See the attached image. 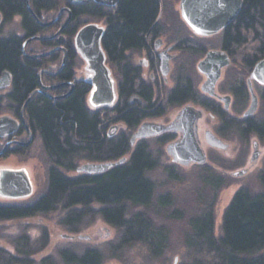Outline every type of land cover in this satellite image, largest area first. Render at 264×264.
I'll return each mask as SVG.
<instances>
[{"label":"trees","instance_id":"trees-1","mask_svg":"<svg viewBox=\"0 0 264 264\" xmlns=\"http://www.w3.org/2000/svg\"><path fill=\"white\" fill-rule=\"evenodd\" d=\"M31 2L35 9H51L56 3L55 0ZM79 10L108 20L102 45L108 62L117 68L120 75L117 103L113 107L90 108L86 97L91 85L82 80L69 96L60 99L41 96L31 101L28 104L30 120L39 132L52 163L48 171V187L45 193L30 203L0 204V220L49 213L58 207L69 209L100 203L102 218L120 232L118 249L141 243L152 256L161 257L170 245L172 232L167 225L159 224L151 217L153 209L161 211L171 207L168 195H157L156 181L150 176V172L158 167V157L146 139L139 140L132 147L125 133L110 136V113L118 114L115 119L123 120L131 129L148 116L165 113L167 106L193 100L220 116V132L226 134L227 130H234L244 138L255 134L264 139V89L261 114L237 118L195 87L184 64L177 68L176 85L168 93L165 106L149 112L154 108L155 92L151 86L143 82L139 84V70L129 61L127 52L146 45V34L159 17L161 1L121 0L116 9L89 4ZM0 12L6 21L17 15L21 17L22 35L4 37L0 32V76L4 70L11 72L12 87L8 98L14 103H23L40 87V69L48 60H57L58 57L39 60L24 54V41L42 29L27 0H0ZM74 33L75 28H72L68 34L72 36ZM180 39L179 48L184 51L183 56L205 53L202 48L190 45V38ZM250 43H253V51L245 57L243 70L234 73V79L228 85L236 97L233 108L237 113L241 112L248 97L244 74L250 73L255 64L264 58V0H244L241 12L221 35V47L231 56L237 54L238 48ZM70 54V60L61 73L63 80L74 75L76 55L74 51ZM135 93L144 96V104L139 107L129 104ZM128 153L130 158L126 162L104 173L70 176L62 171L76 170L82 160L116 161ZM171 177L177 178L173 173ZM222 179V176L208 177L205 183L216 190L222 186ZM260 181L261 192L241 188L235 193L225 210L223 234L219 238L214 231L213 203L205 204L187 216L175 210L164 217L183 219L186 216L187 229L183 236L187 252L182 264H264V171L260 174ZM132 207H144V210L132 212ZM84 214V210H76L68 222H78ZM20 252L29 254L31 251L20 248ZM60 256L63 264H103L104 261L103 252L96 247L79 251L66 248L60 251ZM43 261L52 264L50 258ZM15 262L22 261L17 259Z\"/></svg>","mask_w":264,"mask_h":264},{"label":"rangeland","instance_id":"rangeland-1","mask_svg":"<svg viewBox=\"0 0 264 264\" xmlns=\"http://www.w3.org/2000/svg\"><path fill=\"white\" fill-rule=\"evenodd\" d=\"M160 1L161 11L159 18H161L162 21H166L167 32L169 34L176 37V39L187 36V38L191 40L190 45H193L196 49L202 48L205 53L211 49H221L220 33L203 38L196 36L189 30L190 27L187 25L189 29H182V25L178 20V16H181L180 0ZM59 7L60 6L52 11H42V13L47 19L53 18L59 12ZM80 21L82 23L78 28H81L89 22H95L100 26H106L105 20L90 15L81 16ZM0 32L4 37L11 34L22 35L21 17L17 15L10 21L3 20L0 24ZM52 32L53 30L44 31L43 35L47 36ZM182 32L183 34H181ZM29 47L33 50L44 49L40 42H32ZM252 47L253 43H250L243 48L237 49V54L231 56L232 62L229 66L224 68L222 77L218 83V92L221 94H232L233 104L236 97L229 90L228 85L233 81L234 73L243 70L245 57L253 51V49H251ZM205 53L187 54L183 56L185 53L182 49L176 50V59L171 62V71L167 76L168 81L164 83L162 91H157L155 93L154 108L150 109L149 112L157 111L159 108L165 106L168 93L176 85L177 68L180 65L185 64L192 76L195 87L202 93L201 86L206 77L199 71L197 65L204 57ZM127 54L131 55L135 63H138V60L143 57V54L139 52L128 51ZM76 58V77L85 78L88 74L86 71V63L80 56ZM61 61L62 57H59L57 60H48L39 71L42 80H49V73H55L56 67ZM108 65L112 70V75L118 86L120 81L118 70L111 63ZM249 77L250 73L246 72L244 74V79L247 88ZM146 79H148V76ZM253 85L256 93L260 96L259 108L255 113V115H258L261 114L262 90L264 87L255 81ZM10 91L11 87L0 89V100L2 101L0 108H6L10 103L8 101V94ZM135 96L134 94L132 97ZM188 103L204 111V115L199 121V137L202 147L208 156L206 164H190L184 166L173 161L172 156L167 151V145L178 138L176 133L170 132L146 139L159 161L158 167L150 172L151 178L155 180L157 184V195H168L171 201V207L167 210L160 211L155 208L151 212L152 218L159 224L167 225L172 232L170 245L163 256H152L148 248L141 243H133L118 249L117 242L120 233L119 230L102 218L99 213V209L102 207L101 204L93 203L88 207L80 205L69 209L58 207L49 213H40L31 217L0 220V264H14V261L17 259L22 262H15L16 264H50L51 262L44 263L43 260L46 258H50L52 264H63L60 256L61 250L70 248L79 251L86 247L99 248L104 254L103 264H182L187 252L183 236V233L187 229L185 217L209 203L214 204L215 236L217 238L221 237L223 234L224 213L235 193L241 188H248L254 193L262 191L260 174L264 171V139L259 141L255 134L244 138L234 130H227L226 134L222 133L220 132L221 118L216 112L208 110L203 107V105L194 101ZM216 103L224 109L222 102L217 101ZM250 103L251 95L248 89V97L241 112L237 113L232 104L228 113L234 117L242 118L244 112L250 106ZM185 104H187V102L167 106L165 113L148 116L144 118L141 123L146 121L170 123L175 119ZM110 116L112 121L109 122V130L114 125H118L119 128L116 134L125 133L131 142L132 134L141 123L137 127L129 129L123 120L115 119L118 114L113 112L110 113ZM207 130L213 131L228 143V149L223 150L210 146L205 140V133ZM255 140H258L260 143V155L258 160L252 161V155L254 153L253 143ZM138 141L139 140H136L135 144L131 146L134 147ZM34 152L35 158L31 161H27L26 159L17 160L16 158L0 161V170L5 168H24L33 185L32 193L19 200H12L0 194L1 204H10L13 202L30 203L46 192L48 187V171L52 163L44 150L40 136H38ZM125 156L127 159L130 158L129 153ZM86 162L89 161L82 160L78 163V166ZM10 165L14 167H9ZM242 169L247 170L244 175L236 176L234 174V172ZM62 171L70 176L80 174L77 170L67 171L62 169ZM171 173L177 178H172ZM213 176L223 177V184L219 189L215 190L205 183L206 178ZM76 210H84V216L78 222L69 223L70 215ZM131 210L132 212L141 211L144 210V207H132ZM175 210L186 216L183 219L164 218L171 211ZM161 213L164 214V216ZM73 229H76V231ZM79 235H89L90 238L80 239L78 237ZM22 238H25V241H22ZM20 248L31 252L29 254H22ZM11 257H13L14 260ZM176 259H178V261H176Z\"/></svg>","mask_w":264,"mask_h":264},{"label":"water","instance_id":"water-1","mask_svg":"<svg viewBox=\"0 0 264 264\" xmlns=\"http://www.w3.org/2000/svg\"><path fill=\"white\" fill-rule=\"evenodd\" d=\"M94 1L104 6L117 8L121 0ZM243 5L244 0H181L180 11L183 20L196 35L209 37L220 33L229 26L239 15ZM2 21L3 16L0 12V24ZM51 23H46V25H50ZM105 33L106 26L89 22L78 29L74 38L75 48L86 63V71L88 74L83 80L91 85L86 101L92 109L113 107L118 99V86L112 75V70L108 65L107 54L102 45V39ZM34 39H49V37L35 35L23 44L24 54L30 57L38 56L29 55L25 50L27 42ZM160 57L162 73L167 77L171 69L170 60L172 55L168 50H163L160 53ZM230 64L231 56L226 50L211 49L207 51L197 65L199 71L206 77L201 86V91L210 97H216L222 100L226 110H229L231 107L232 97L229 94L221 95L218 93L217 85L222 77L224 68ZM254 81L264 86V58L255 64L247 81L251 95V103L244 112L243 116L245 117L254 115L259 108V95L255 91ZM39 83L41 89L54 88L62 85L46 87L42 83L41 76H39ZM11 86L12 74L9 70H4L0 76V89ZM203 113L202 109L192 104H187L183 106L175 119L170 123L143 122L132 134L131 145H134L136 140L155 137L167 131L180 132L181 136L167 145V151L172 156L173 161L184 166L192 163L206 164L208 156L202 147L198 130V124L203 117ZM9 119V116H0V127L7 123ZM118 128V125L111 127L109 135H115ZM205 140L210 146L223 150H227L229 146L228 143L211 130L206 131ZM253 145L254 153L252 155V161H256L260 155V149L258 148L259 141L255 140ZM126 161L127 157L123 156L116 161L86 162L78 166L76 170L84 174H100ZM246 172V169H242L234 172V174L236 176H242ZM32 191L33 185L31 179L24 168H5L0 170V194L2 196L14 199L23 198L29 196ZM78 237L80 239L90 238L89 235H79Z\"/></svg>","mask_w":264,"mask_h":264},{"label":"flooded vegetation","instance_id":"flooded-vegetation-1","mask_svg":"<svg viewBox=\"0 0 264 264\" xmlns=\"http://www.w3.org/2000/svg\"><path fill=\"white\" fill-rule=\"evenodd\" d=\"M31 1L32 0H27V3L29 4L30 11L32 12L35 20L38 22L40 27H42V29L40 30V32L37 35L42 36V37H46V38L49 37V39L30 40L27 42V44L25 46V50L29 55H38V56L32 57V58H37L39 60L40 59H51L52 57H58V59H59V57H62L61 63L56 67V72L55 73H49V76H48L49 80H47V79L42 80V83L46 87L58 86L61 84L62 85L58 86V87H54V88H42L41 89L39 87L23 103H14L10 98H8V101L10 103L7 105V107L6 108H0V116H9V118H10L7 123H5L3 126L0 127V161L7 160L10 158H16L17 160L18 159L19 160L20 159L21 160L26 159L27 161H31L32 159L35 158V152H34L35 146L37 143L38 136H40V135H39V132L34 128L32 122L30 120V117H29L28 104L31 101H33V100H35L41 96H48L51 98H53L52 96H55V97H59V99L64 98V97H66L65 95L68 94L67 96H69L75 90L77 83H79L81 80L84 81L83 78H77L76 77V72H75L76 67H77V62H76L77 58L76 57H78L80 55L78 54V52L75 48L74 38H75V35L79 29L78 27H80L79 25L82 23L80 21L81 16H84V15L92 16V15L81 12V10H79V9H80V7H82L84 5L98 4V3H96L94 0H55L56 3L53 4V7L51 9H46V8L35 9L33 7ZM98 5H101V4H98ZM58 6H60L59 12L57 13V15L55 17L47 19L43 15L42 11H52L53 9H56ZM101 6L109 8V9H116V8H112V7H108V6H104V5H101ZM173 10H174V8H173ZM2 16H3V14H2ZM93 17H95V16H93ZM97 18L105 20L106 30H107L108 20L106 18H101V17H97ZM3 20H4V17H3ZM178 20L182 25V29H189L188 28L189 26L187 25V23L183 20V18L180 15L178 16ZM50 22H52L50 25H46V23H50ZM166 26H167L166 21H162V19L158 17L154 26L146 34V45L140 49L129 50L131 52H139V53L143 54V57L138 60V63H135L132 60L131 55L127 54L129 61L139 70V84H141V82H143L145 85L151 86V88L154 90L155 93L157 91H162L164 83H166L168 81V77L164 76L162 73V70H161L160 53L163 50H168V52L172 55L171 60H170V65H171V62L176 59V54H175L176 50L180 49L179 46H180L181 39L180 38L176 39V37L169 34L167 32ZM72 28H75V33L72 36H69L68 33H69L70 29H72ZM49 30H53V32L47 36L43 35L44 31H49ZM189 30L192 31L191 29H189ZM223 31L220 32L221 35H222ZM196 36H198V35H196ZM50 37H52V38H50ZM185 37L187 38V36H185ZM199 37H201V36H199ZM30 38H28V39H30ZM203 38H206V37H203ZM28 39H26L24 41V43ZM60 41H62V42H60ZM32 42L42 43V46L44 47V49L43 50L30 49L29 46ZM183 45L185 46L186 44H183ZM27 48H28V51H27ZM221 49H223V48L221 47ZM71 51H74L75 55H76V57L74 58V61H75L74 62L75 67L73 69L74 75L71 78L63 80L61 73L63 72L67 62L70 60L69 56L71 55L70 54ZM43 54H45V55H43ZM230 56H231V54H230ZM231 62H232V59H231ZM170 71H171V69H170ZM251 72H250V74H251ZM40 76H41V74H40ZM147 76H148V79H146ZM41 79H42V77H41ZM118 86H119V84H118ZM217 88H218V85H217ZM202 94L206 95L209 98L214 99L216 102L217 101L222 102L224 105V102L222 100H220L219 98L210 97L207 94H205L204 92H202ZM227 94L231 95V97H232V100H231V107H232L233 95L230 93H227ZM135 95H136L135 97H132L130 99L129 104L136 106V107L143 105L144 104L143 94L135 93ZM221 95H226V94H221ZM54 99H58V98H54ZM190 101H193V100H190ZM190 101H187V104H190V103H188ZM187 104H185V105H187ZM259 104H260V96H259ZM1 105H2V101L0 100V106ZM203 107H205V106H203ZM224 110L226 112H228V110H226L225 108H224ZM203 115H204V113H203ZM254 115H252V116H254ZM243 117H245V116H243ZM248 117H250V116H248ZM198 130H199V124H198ZM170 132L176 133L178 135V138L181 136V133L176 132V131H167V132H164L163 134H167ZM163 134H160L158 136H161ZM258 140L260 141L261 138L258 137ZM258 148L260 149V143H259ZM192 164H195V163H192ZM9 167H14V166L10 165ZM11 199L12 200H19L21 198H16V199L11 198ZM10 204H17V203L13 202Z\"/></svg>","mask_w":264,"mask_h":264}]
</instances>
